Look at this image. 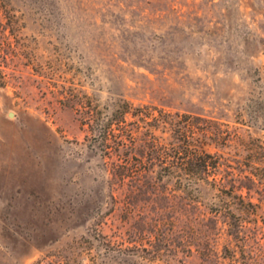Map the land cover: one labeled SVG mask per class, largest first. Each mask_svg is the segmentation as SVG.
<instances>
[{"label": "rangeland", "instance_id": "374dc122", "mask_svg": "<svg viewBox=\"0 0 264 264\" xmlns=\"http://www.w3.org/2000/svg\"><path fill=\"white\" fill-rule=\"evenodd\" d=\"M0 264H264V0H0Z\"/></svg>", "mask_w": 264, "mask_h": 264}, {"label": "trees", "instance_id": "16d2710c", "mask_svg": "<svg viewBox=\"0 0 264 264\" xmlns=\"http://www.w3.org/2000/svg\"><path fill=\"white\" fill-rule=\"evenodd\" d=\"M132 104L128 101H125L123 106L120 109V114L123 119L129 114L134 116H149L153 113L150 110L144 109V107H136L132 110ZM170 120L168 121L170 125V129L173 131L174 135L177 136V141L174 142V148L176 154L174 155V161L172 165L173 173H180L181 175H198L204 176L210 175L211 169L218 166L217 162L213 160V156L209 153H204V142L203 140L196 141L195 143V133L196 126L190 123L191 114H181L179 112L169 113ZM112 121L110 120L104 126V136L103 139L105 142L108 141V136L110 135V131L112 130ZM91 129L94 130V125L91 126ZM202 137L207 136L206 129H202ZM130 147L129 144H124V142H119L118 147ZM149 146V145H148ZM134 147V146H132ZM194 150V151H193ZM150 169H133V167L125 166L124 172L122 173V179H124L127 175H131L133 177H143L147 174ZM131 174H127V173ZM250 206H254L253 202H249ZM247 221L244 220L243 217L232 214L229 217V234L233 235V237H240L241 233L245 230V223ZM210 258L211 255L208 254L206 256Z\"/></svg>", "mask_w": 264, "mask_h": 264}]
</instances>
